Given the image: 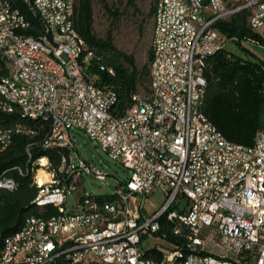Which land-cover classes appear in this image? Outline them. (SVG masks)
Returning <instances> with one entry per match:
<instances>
[{
    "label": "built area",
    "instance_id": "built-area-1",
    "mask_svg": "<svg viewBox=\"0 0 264 264\" xmlns=\"http://www.w3.org/2000/svg\"><path fill=\"white\" fill-rule=\"evenodd\" d=\"M26 3L28 12L45 22L46 33L36 36L35 25L0 0V61L10 59V71L1 77L8 78L13 95L22 98L29 112L43 114V123L51 126L49 139L39 146L55 149L57 162L47 156L33 160L37 145L33 142L27 149V169H16L22 175L45 174L40 201L51 200L55 213L34 220L21 236L13 235L0 264H50L55 250L67 248H74V259L62 264H83L75 259V251L91 258L100 254V262L93 264H264V130L253 145L237 144L203 111L208 59L231 41L216 24L247 11L249 25L259 37L251 42L264 47V0H208V4L194 0L193 5H186V0H158L151 94H136L122 117L112 112L117 93L96 87L90 76L78 75L71 48L62 46L54 32L48 7H57L68 28L79 33L70 25L72 0ZM42 48H58L67 57L72 78L65 88H56L55 81L43 77V68H38V61H45ZM92 59L88 53L87 64ZM110 72L114 74L113 69ZM0 94H6L5 85ZM15 113L0 103V153L17 136L37 135L36 124L7 125L4 117ZM75 130L130 171L112 195L87 192L85 176L106 181L107 174L79 154ZM17 187L15 179L0 178V190ZM157 191L168 200L148 216L147 200ZM72 195L77 202L71 211ZM165 216L178 243L171 242L170 250L156 247L163 254L158 260L142 244L150 236L168 240L169 234L162 232ZM44 228L55 232L56 243H49ZM190 247L227 255V262L186 256L185 248ZM229 256H236V263H229Z\"/></svg>",
    "mask_w": 264,
    "mask_h": 264
},
{
    "label": "trees",
    "instance_id": "trees-1",
    "mask_svg": "<svg viewBox=\"0 0 264 264\" xmlns=\"http://www.w3.org/2000/svg\"><path fill=\"white\" fill-rule=\"evenodd\" d=\"M94 1L76 0L74 24L88 44V53L93 55L89 64H84L86 71L98 86L113 89L117 93L118 101L112 112L122 117L132 105L136 94H151L153 43L149 52V63L140 69L136 57L120 50L111 35L101 38L94 32ZM128 1L131 6L137 7L136 0ZM157 2L158 0H153L149 17H154ZM21 4L15 3L19 8L21 6L22 11L35 25V35L38 36L42 33L41 23L32 19L33 16L26 10V6ZM104 8L113 19L119 17L118 9L113 10L107 3ZM147 24L148 19L141 22L142 35L146 33ZM215 27L224 38L239 46L245 40L259 41L258 35L249 25L247 11H242L229 20L220 21ZM88 53L86 52V56ZM110 69H113L114 74H111ZM205 76L207 87L203 111L207 117L228 140L241 145H253L257 133L264 130L261 124L264 111V60L249 59L225 46L208 59ZM143 85L144 93L140 92ZM4 119L7 125L25 121L19 112L5 116ZM29 124H36L37 135L34 138L17 136L12 146L0 153V178H13L18 184L13 191L0 190V254L6 237L18 233L28 217H47L55 213L52 205L41 207L34 203L39 188L34 184L33 176L22 175L16 169H27L30 159L27 149L33 142L37 144L32 150L33 160L44 156H50L55 162L58 160L55 150L45 152L39 146L49 134L50 124L33 121H29ZM161 224L162 232L169 234L168 240L178 243L177 238L170 233L171 224L167 222L166 216L161 219ZM150 252L154 253L158 260L163 258L157 248L149 250Z\"/></svg>",
    "mask_w": 264,
    "mask_h": 264
},
{
    "label": "rangeland",
    "instance_id": "rangeland-1",
    "mask_svg": "<svg viewBox=\"0 0 264 264\" xmlns=\"http://www.w3.org/2000/svg\"><path fill=\"white\" fill-rule=\"evenodd\" d=\"M107 3L113 10H119V17L113 19L104 8ZM137 7L131 6L128 0H95L94 1V32L101 38L112 36L114 44L123 52L136 57L140 69L149 63V52L152 47L154 17H149L153 0H136ZM148 19L146 33L140 32L141 22ZM226 47L233 52L252 60H264V47L251 41H243L239 46L235 42L227 43ZM140 92H145V85L141 86ZM261 124L264 129V111ZM77 139L79 154L88 161L94 162L107 174V180L101 181L92 176H85L84 182L88 193L94 195H112L120 183L130 177V171L120 163L112 160L109 155L96 143L85 137L83 132H73ZM181 199V196L179 197ZM168 200L165 193L157 191L147 200V215L152 216L158 212ZM77 202V196L72 195L68 199V207L72 211ZM186 202L182 200V204ZM177 205V202L175 203ZM142 247L145 250L159 248L170 250L173 244L164 239L150 236L144 240Z\"/></svg>",
    "mask_w": 264,
    "mask_h": 264
},
{
    "label": "bare ground",
    "instance_id": "bare-ground-1",
    "mask_svg": "<svg viewBox=\"0 0 264 264\" xmlns=\"http://www.w3.org/2000/svg\"><path fill=\"white\" fill-rule=\"evenodd\" d=\"M16 2L22 3L21 5L24 4L26 6V10H28L26 0H5V4H10L11 7H15L19 15L25 16L27 23H32L27 15L22 11L21 6L19 8L18 6H16L17 4L15 5ZM56 3L64 4L68 3V0H56ZM193 3L194 0H186V5H193ZM75 6L76 0H72L70 25H75ZM29 13L33 16L32 19H35V12ZM48 15L49 18H52L54 32L58 33L59 43H61L62 46L71 48V52L73 54V66L76 70V73L80 76H90V74L85 69L86 66L84 65L87 64L88 60V56H86V44L80 34L68 28V22L63 21V15L58 14L57 7H48ZM39 22L41 23L42 33H46L45 22ZM0 46H2V39H0ZM42 56L45 58V61H48L53 65L52 66L51 64H45V61H38V68H43V77L45 78V80L55 81L56 88H65L67 82H70L72 78V71L69 62L67 61V57L62 56L58 48H42ZM9 71L10 59H2L0 61V91L4 90L5 85L6 94H0V103L5 106L6 110L15 109L16 112H19L25 119V121H21V123L29 124V121L43 122V114H35L29 112L26 103H23L22 98H16L13 95V87L12 85H8V78L1 77L6 75ZM96 87L100 86L96 84ZM47 139H49V134L44 137L40 144H43V141H47ZM42 150L46 152L55 149L42 148ZM44 176L45 174L43 172L35 173L32 179L34 180V184H36L39 188V193L34 203L41 207L52 205L51 200L40 201V198L42 197L45 189ZM40 218L41 217L35 216L28 217L25 220L21 230L18 233L14 234V236H21L22 234L26 233L29 227L32 225V222L34 220H39ZM44 235H47L49 243H56L55 232L51 231V228H44ZM12 240L13 235L6 237L3 249L0 254V263H2L3 257L6 256ZM185 255L191 257L203 256L207 261L212 263L227 262V255H219L214 250H205L199 247L185 248ZM73 259L74 248L58 249L55 250L54 256L50 258V264H62L64 261H73ZM75 259H78V262H83V264H93V262H100V254H92L91 258L90 255H83V251H75ZM229 263H236V256H229Z\"/></svg>",
    "mask_w": 264,
    "mask_h": 264
},
{
    "label": "water",
    "instance_id": "water-1",
    "mask_svg": "<svg viewBox=\"0 0 264 264\" xmlns=\"http://www.w3.org/2000/svg\"><path fill=\"white\" fill-rule=\"evenodd\" d=\"M205 4H208V0H205Z\"/></svg>",
    "mask_w": 264,
    "mask_h": 264
}]
</instances>
